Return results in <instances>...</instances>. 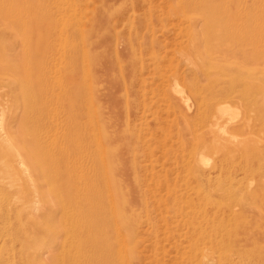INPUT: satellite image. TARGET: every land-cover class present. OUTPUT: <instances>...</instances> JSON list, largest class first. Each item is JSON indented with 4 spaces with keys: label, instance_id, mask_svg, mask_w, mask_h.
Masks as SVG:
<instances>
[{
    "label": "rangeland",
    "instance_id": "1",
    "mask_svg": "<svg viewBox=\"0 0 264 264\" xmlns=\"http://www.w3.org/2000/svg\"><path fill=\"white\" fill-rule=\"evenodd\" d=\"M184 1L192 5L186 8ZM184 1L20 0L24 34L0 12V57L16 66L0 83V130L8 136L2 147L16 148L25 162L0 182V264H101L105 257L73 242L80 232L73 220L88 211L81 203L86 186H94L104 206L95 234L110 239L106 258L115 264H264V209L248 206L241 216L232 194L210 196L237 176L244 187L256 182L252 166L260 164L264 173V162H242L247 177L233 169L241 160L209 180L200 177L213 171L217 154L206 151L212 138L191 89L195 74L216 66L232 72L224 73L232 75L225 84L222 75L212 76L222 93L227 80L231 86L236 81L233 96L244 81L264 80V0H217L221 25L207 24L213 15H206V5L198 9L196 0ZM235 44L244 51L230 54ZM240 69L239 80L232 79ZM249 93L254 100L255 91ZM29 94L38 97L31 109ZM238 101L227 103L220 127L264 145V109H257L262 116L256 123V110L251 112L250 131L238 133L244 116ZM1 169L2 163L0 175ZM115 191L130 200L123 209L134 212L125 215L133 231L115 216ZM211 200L221 204L210 207Z\"/></svg>",
    "mask_w": 264,
    "mask_h": 264
},
{
    "label": "bare ground",
    "instance_id": "2",
    "mask_svg": "<svg viewBox=\"0 0 264 264\" xmlns=\"http://www.w3.org/2000/svg\"><path fill=\"white\" fill-rule=\"evenodd\" d=\"M6 1L7 0H0V12L3 13V18H4V19L3 18L2 19L6 20V21H13V22L17 23L19 25L20 32L22 31V33L24 34V24L22 23L23 19L20 18L21 17V8H22L20 6V0H8L9 3H11V4L9 5V7H5L4 8L3 5L6 3ZM216 2H217V0H196L195 8L199 9L201 4H202V7H203V5L204 6L206 5V7H207L206 8V15H208V14H212L213 15V16L209 15L210 17L206 16V19L208 18L206 20L207 24L211 20H212V24H214V25H217V24L221 25L223 23V18H221V16H219V15H222V14H219V15L217 14V13H221L220 12L221 11L220 10L221 7L217 6ZM183 4L185 5L186 8H189L190 5H192V2L187 3L186 1H184ZM5 6H7V5H5ZM2 8L6 9V12L2 11ZM226 14H227V12H226ZM231 18H233V16ZM20 25H21V27H20ZM235 25H233V26H235ZM218 27L220 28L221 26H218ZM209 29H211V28H209ZM230 30L227 31V33L230 32ZM232 30H233V28H232ZM6 33H7V31L4 32V34H6ZM15 33H17V32L15 31ZM210 39H211V37H210ZM24 40L25 39L23 37V41ZM41 42H43V41H41ZM242 42H243L242 44H244V41H242ZM207 43H209V42H207ZM248 44H249V42H248ZM40 45L41 46H39V47L43 46L41 43H40ZM238 45H236L235 47L232 48V50H230V54L235 53L237 55V53H240V52L242 53V51H244L242 48H245V47H241V46H238ZM247 50L249 51L251 49L247 48L246 51ZM251 53L248 52V54H251ZM244 55H245V53H244ZM250 58H251V56H250ZM69 63H71V62H69ZM28 64H30V63H28ZM14 66L15 65L12 66V60L11 61L8 60V59L5 60L4 58L0 57V83L2 82L3 75L11 76L13 71L16 69V66L15 67ZM28 68H29V66H28ZM192 68H194V67H192ZM30 69H27V71H29ZM38 70H37V73H38ZM226 70L227 69H225L223 66L222 67H219V66L212 67V68L208 69L207 71H201L198 74H195L196 77L192 78V80H191L192 84L190 83L191 84L192 93H193L192 95L195 97L196 105H198L197 111H198V114L200 115L199 119H200V121L202 120V122L205 123V127L204 128L207 130V131L205 130L206 131V135H210L211 138H212L211 145L209 143V146L206 149V151H209L210 149H212L217 154V156L215 158V162H214V164H215L214 167L215 168L213 169V171L205 172V173L201 172L200 173V177L202 176L201 174H205L207 180H209V179H211V177H213V173H215V171H217V170L221 171V172L224 171L225 168L229 165L228 164L229 162H233V164H236V162H234V161H240L241 160L240 164L234 166L235 168H233V169L241 168L240 170L238 169V171L239 172L241 171L240 174H242L243 176H246V177H247V175H248V173L250 171H248L246 168L242 167V162L247 161L249 159H255V158L259 162H264V153H263L264 145L263 144L255 143L253 140L247 138V135H249V134H246V135L244 134L242 137H238V136H234V135L230 134L228 131H226L225 128H221L220 127L221 126L220 119H222V117L220 118V116L224 117V114L230 111V106L227 103L228 102L236 103L239 98H242L243 103H244V116H243V119L240 121L239 125L236 126L234 130L236 132H238V133L241 132V131H244V133H246L247 131H250V129L253 128L254 125H253L252 120L254 119V116L252 115L251 112L256 110L255 111V113H256V112H258L257 109H260V111L263 112L262 110L264 109V80L260 79L259 81H255V79H253V82L244 81L242 83V86L238 85V87L240 88L238 90L239 93H238V95L236 94L237 96L235 95L237 98H234L235 97V96H233L235 94L234 91L236 92V89H237V88L234 89L235 86H236V85L234 86V84L236 83V81H235L236 77H237L238 80L241 77V74H240L241 69L237 70V72H238V73H236V74H238L237 76L236 75L233 76L232 79H235L234 80L235 82L232 84V86L228 84L229 81L227 80V82H226L227 86L224 85V86H226L225 89H224V92H223L224 94L222 93V91H223L222 88L221 89H216V86L219 85L218 86L219 88L221 86L220 85V80H218V79L221 78V81H222V79L224 81V80H226L224 78H228L229 77L228 76V77H224L223 78L224 73H227V72H225ZM33 71L34 70H31V72H33ZM40 71H41V69H40ZM40 71H39V75H41ZM227 71H229V70H227ZM37 73H35L36 75L34 74V77L38 76L37 77V79H38L40 76ZM228 73H232V72H228ZM31 74L33 75V73H30V75ZM216 74H219L220 76L222 75V77H219L218 79L213 78L212 76H215ZM189 76H190V74H189ZM231 77H232V75H231ZM231 77H229V78L231 79ZM31 78H33V77H31ZM216 78H217V76H216ZM222 82H221V84H222ZM223 83L225 84V81ZM190 84H188V85H190ZM203 84L204 85L207 84L206 89L209 91V94L212 96L213 99L210 97L212 100H214L216 97H222V99L221 100H216L214 102H212L211 99H207V97H205L204 94H203V89H205ZM188 89H189V87H188ZM253 91H255V94H256L255 97H254V100L252 98L250 99L249 96H248L250 94L249 92H252V94H253ZM30 92H36V90L35 89H31ZM179 94L181 96L180 100L183 103L182 105L185 106V108L187 110H191L193 105L189 104V99L181 91L179 92ZM29 95H30L29 97H25V99H26L25 100L26 101L25 104H26V106L28 108L31 109L30 105L34 106V105H36L38 103V97L36 95H31V94H29ZM235 99L237 101H235ZM209 100H210V102H209ZM33 110L37 111V113L41 115V110L42 109L39 110V108L33 107ZM42 111L44 112V110H42ZM258 114H259V116H258ZM258 114L257 113L255 114L254 122H255V120H259L258 117L262 116L260 113H258ZM225 115H227V114H225ZM224 119H226V118H224ZM262 122H260V123H262ZM229 123H232V121L229 122ZM6 138H8V136L7 135L4 136V133L2 132V130H0V163H2V169H1L2 173L0 175V182L4 178H9L10 179L12 177V175H14L16 170H18L16 168L17 164H20V165L21 164L22 165L25 164L24 160L20 157V155H19L20 153H18L16 148L12 149L9 146L11 148V150H10V149H8V147H5V146L2 147V143L6 140ZM7 141H8V145H9L10 144L9 139ZM67 147L70 148L71 146H67ZM13 151L14 152L16 151V152L13 153ZM16 154L19 156L18 161H17L16 156H14ZM32 155L35 156L34 154H32ZM195 158L197 160V156ZM14 160L16 162H14ZM196 160H194V161H196ZM29 161H31V163H32V161H33L32 158L29 159ZM51 164L52 163L49 164L50 165V169H51V166H52ZM192 164H193V162H192ZM35 165H39V163L35 164ZM53 165H55V164H53ZM259 165H257V166H256V164L253 165L252 166V171H251V174L256 172L255 173L256 174L255 178H257L256 182L251 181V183L248 186L244 187V186H242L243 182L241 181V180H243V178L241 180H237L238 177H239V176H237L236 177L237 179L230 180V182L228 183L229 184L228 186L226 185L227 183L225 184L227 186L226 189H222L221 188V189H216L215 192L211 191L210 192V196L213 195V194H214L213 196H216V194L218 193V194H220L219 198L222 200L224 198L222 193L228 192L229 194H232V195H230V196H232V198L231 197L230 198L233 200L232 202L235 204V206L240 208L241 216H242V214H246V209H247L248 206H250V208L251 207H253V208L259 207V209H264V173H262L263 168L261 166H259ZM192 166L194 168H196L195 165H192ZM192 166L190 167L191 169H192ZM57 167H59V166H57ZM51 174L52 173H50V175ZM122 174H123V172H122ZM52 177H54V176H52ZM248 178H250V177L248 176ZM210 188H211V186H210ZM26 190L27 189L24 187V188L21 189V192H20L21 195L24 196V198H26V195L28 193H30L29 191H26ZM33 191H34L35 195L37 196V194H38L37 189L35 188ZM67 191H69L71 193L70 189L67 190ZM75 192H77V191H75ZM115 194L117 195V192L114 193V196L118 198V199L116 198L118 210L117 211L115 210V212H116L115 216H116L117 220L120 223H124L126 229H129V231H133L134 229L130 225V223L127 222V219H125V215L129 214V216H131L132 214H134V212L132 211L131 208L123 209V207L127 203L130 204V200H129L128 197H126L124 195H121V196L118 197ZM207 194H208V192H207ZM38 196H40V195L38 194ZM82 198L83 199H82L81 203H82L83 206L86 205L88 207V211H86L85 214L81 217V220L80 219H77V220L74 219L73 220V223L76 222V224H77L76 227H75V228H77V233H78V231H80L73 242L75 243V246L77 248H83V247L89 248L91 253H93L94 255L95 254H100L101 256L105 257L104 261L101 264H115L114 260H112L111 258H106V253L107 254L109 253V250H110V247H111L110 241H109L110 239L109 238H107V239L101 238V237H99V236H97L95 234V232L100 229V228H98V226L100 225V221L97 218L99 216L106 215V212H105V209H104V206H103L102 202L100 201V198H98V196H96L95 193H94V186H91V187L86 186L84 188L83 193H82ZM226 199H228V197ZM219 204H221V201H212L211 200L209 205H210V207L211 206L212 207L213 206L216 207V205L219 206ZM120 206H121L122 209L120 208ZM14 207H15V205H14ZM202 208H204V207H202ZM227 208L229 209L227 212H229L230 214H233L232 207L229 205ZM199 209H201V208H199ZM213 209H215V208H212V210ZM212 210H211V212H212ZM261 212H263V210ZM234 214H236V213L234 212ZM217 215H218V213H217ZM113 216H114V212L109 215V217L106 219V221H104L105 224H104L103 227H106L107 223H111L112 222L111 220H112ZM72 217H73V215H72ZM215 217H216V215H214V218ZM210 218H212V217H210ZM117 220L115 219L114 224L118 227V221ZM79 221H81V224H78ZM208 221L212 223V220L209 219ZM209 222H207V223H209ZM109 225H111V224H109ZM118 231H119L118 235H120V233H121L120 229H118ZM131 256L132 255L130 253H127V252L124 255L125 259H131ZM214 257H215V255H214ZM233 263H236V262H233Z\"/></svg>",
    "mask_w": 264,
    "mask_h": 264
}]
</instances>
